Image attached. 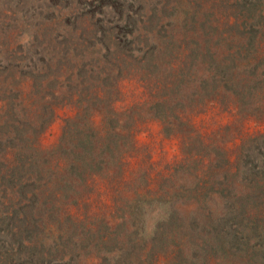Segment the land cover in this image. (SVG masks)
Returning <instances> with one entry per match:
<instances>
[{"label": "rangeland", "instance_id": "rangeland-1", "mask_svg": "<svg viewBox=\"0 0 264 264\" xmlns=\"http://www.w3.org/2000/svg\"><path fill=\"white\" fill-rule=\"evenodd\" d=\"M259 1L258 21L250 20L257 25L240 28L256 40L248 51L230 46L241 37L222 27L226 19L218 0H0V140L6 143L11 127L20 126L29 130V140L50 146L78 129L85 139L95 136L105 162L89 210L59 204L66 211L57 221L50 219L57 205L39 207L22 220L31 206L30 182H0V264H89L98 258L87 256L86 232H105L101 218L112 236L120 220L130 228L148 222V216L128 220V213L123 217L116 208L139 204L138 196H145L144 207H156L155 197L172 181L192 193L189 200H177L181 214L202 203L211 223L234 226L235 220L224 216L228 198L250 192L264 179V0ZM208 51L214 52L211 63L202 59ZM211 64L216 72L239 66L235 81L245 96L230 89V78L216 88L214 102L201 96L204 105L194 93L201 92L194 87L195 74L208 76ZM250 66H257V77L246 69ZM176 82L177 93L165 94ZM202 89L214 96L206 85ZM101 97L116 110L99 102ZM158 100L167 107H152ZM200 141L224 149L187 148H200ZM2 154L0 168L10 177ZM202 192H207L204 202L196 199Z\"/></svg>", "mask_w": 264, "mask_h": 264}, {"label": "trees", "instance_id": "trees-1", "mask_svg": "<svg viewBox=\"0 0 264 264\" xmlns=\"http://www.w3.org/2000/svg\"><path fill=\"white\" fill-rule=\"evenodd\" d=\"M218 2L219 7L223 8L222 17L226 19L221 23L222 27L233 30L241 37L238 40L239 44L233 40V42L230 41V46L232 48L246 47L250 51L256 44V40L244 34H247L245 31L250 27L257 25L250 20L258 21L254 19V12L258 10L260 1L254 0L250 6L247 5V0L241 2L239 0H218ZM206 15H212V10ZM204 36L212 45V41L208 38L209 33L204 32L202 38ZM203 53L205 56H202V59L211 63L214 52ZM124 64L127 67L132 65L129 62ZM212 65L205 69L211 73L208 76L198 78L199 74H195L194 87H201V92L196 90L194 93L201 94L199 95L201 102H204L201 96L212 98L208 103L214 102L215 97L219 96L216 88L222 81L226 84L230 78V89L235 90L237 87V94L241 97L245 96L242 88L235 81V76L240 75L241 72L239 66L223 67L216 72L213 71ZM120 66L117 65V67ZM140 67H146L145 72L148 73L149 79H154L150 78L154 75L148 71L147 64ZM256 68L257 66H250L246 69L253 73L251 75L257 77ZM178 71L181 70L178 69ZM190 80H193V77ZM108 85L112 86L110 78ZM204 85L208 91L212 89L214 96L207 97L208 93L205 95L206 89H202ZM114 87H118L117 81ZM178 87L179 84L176 82L163 92L174 95ZM253 94L254 92L251 98ZM50 98L53 97L50 96ZM99 99V102L109 107L111 112L116 110L115 104H112L113 101L107 102L102 97ZM165 103L167 102L164 100L161 102L158 100L152 107H164L165 109L167 107ZM204 103L207 105L206 102ZM30 105L33 104L30 103ZM74 116L78 119L82 117V114ZM75 118H70L71 122H75ZM46 120L43 121L46 122ZM9 132L12 134H8L9 137L5 138L8 140L6 143H2L5 140H0V152H3L2 163L7 168L10 177L0 168V182L10 180L15 184L14 179L16 178L30 182L32 188L27 201L31 206L23 211L22 220H26L28 212H36L39 207V210L44 211V208L54 209L57 205V210L50 211V219L57 221L66 211L59 204L72 203L75 207L89 210L91 203L95 200L92 194L96 189V179L105 174L101 172V169L105 167V162L100 157L101 149L96 145L99 144L98 141H93L94 135L85 139L80 130L75 129L73 133H63L61 139L64 143L46 146L41 142L29 140L30 137L27 135L29 130L23 127L12 126ZM2 145L7 146L2 149ZM187 148H191L190 151L195 149V152L199 153L211 149L219 153L224 146H215L211 142L202 144L200 141V148L191 145ZM148 175L146 174V177ZM123 179L124 173L119 174V187ZM114 183L111 181L110 188H113ZM117 186L118 183L115 188ZM77 187L80 188L76 189ZM99 187L98 185L97 191ZM250 190L248 193H233V196L228 198L227 211L224 216L228 214L235 220L234 226L230 225L228 228L219 223H211L207 219L208 212H205L202 203L197 205V209L192 210L190 214H181L176 206L177 200L181 198L189 200L192 198V193L185 194L183 192H188L187 190H178V186L173 181L170 189L166 188L155 197L158 203L156 207H144L142 202L145 196H138L139 204L118 207L116 210L120 211L123 217L125 212L128 213V220L134 221V217L148 216L150 222H142L141 225L134 224L130 228L125 225L124 220H120L112 228L117 231V235L112 236L111 225L101 218L100 228L105 232L94 230L90 233L86 232L85 240L87 245L90 244V252L86 251L87 256L94 254V258H98L89 264H264V179L258 187ZM73 192L74 197L71 196ZM146 193L148 197L151 190H146ZM200 194L201 196L198 195L196 199L204 202L207 192ZM41 204L43 205L40 206ZM153 211L154 214H151ZM67 216L69 217L68 214ZM87 260H89L88 257Z\"/></svg>", "mask_w": 264, "mask_h": 264}]
</instances>
